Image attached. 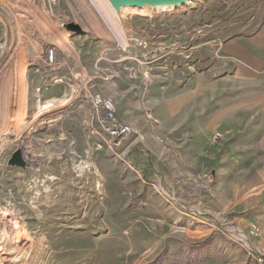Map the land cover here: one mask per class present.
Here are the masks:
<instances>
[{
    "label": "rangeland",
    "instance_id": "1",
    "mask_svg": "<svg viewBox=\"0 0 264 264\" xmlns=\"http://www.w3.org/2000/svg\"><path fill=\"white\" fill-rule=\"evenodd\" d=\"M136 11L0 0V264H256L264 0ZM95 95L131 128L118 147L90 137Z\"/></svg>",
    "mask_w": 264,
    "mask_h": 264
},
{
    "label": "built area",
    "instance_id": "2",
    "mask_svg": "<svg viewBox=\"0 0 264 264\" xmlns=\"http://www.w3.org/2000/svg\"><path fill=\"white\" fill-rule=\"evenodd\" d=\"M46 55L48 63H52L54 50L52 48L47 49ZM91 101L96 125L91 127L90 137L96 141V148L118 147L131 134L130 126L119 122L115 105L110 99L95 95L91 96ZM259 232L258 226L251 225L247 232V238L254 239ZM247 255L253 258L256 264H264V248L248 246Z\"/></svg>",
    "mask_w": 264,
    "mask_h": 264
},
{
    "label": "water",
    "instance_id": "3",
    "mask_svg": "<svg viewBox=\"0 0 264 264\" xmlns=\"http://www.w3.org/2000/svg\"><path fill=\"white\" fill-rule=\"evenodd\" d=\"M111 10L113 19L122 18L123 9H136L141 10L144 8H166L173 6L178 9L179 7L185 6L188 2L195 0H104ZM69 30L75 33H80L79 27L75 25H69ZM8 165L16 168L25 169L28 166L26 161L22 157L21 151H15L8 161Z\"/></svg>",
    "mask_w": 264,
    "mask_h": 264
},
{
    "label": "bare ground",
    "instance_id": "4",
    "mask_svg": "<svg viewBox=\"0 0 264 264\" xmlns=\"http://www.w3.org/2000/svg\"><path fill=\"white\" fill-rule=\"evenodd\" d=\"M197 1V0H195ZM193 1V2H195ZM193 2H188L186 3L185 6H182V7H186V6H189L191 5ZM93 3L97 6V9L104 14V16L106 17V19L109 21V22H112L113 21V16H112V13H111V10L109 9L108 5L106 4V2L104 0H93ZM182 7H179V8H182ZM176 8H174L173 6H170V7H166V8H144V9H141V10H137V14L139 16H147L149 14H153V13H156L158 11H167V12H171L173 10H175ZM129 9H123L121 12V14H123L125 11H127ZM109 17V18H108ZM44 109V108H43ZM16 226V225H15ZM14 228V227H13ZM7 234V233H6ZM6 234L4 231L0 232V239H6ZM3 241V240H2Z\"/></svg>",
    "mask_w": 264,
    "mask_h": 264
},
{
    "label": "crops",
    "instance_id": "5",
    "mask_svg": "<svg viewBox=\"0 0 264 264\" xmlns=\"http://www.w3.org/2000/svg\"><path fill=\"white\" fill-rule=\"evenodd\" d=\"M228 48H229V49H235L236 47L234 46V48H233V45H231V46H228ZM238 50H239V51H242V52L245 54V51H244V50L239 49V48H238ZM245 55H246V54H245Z\"/></svg>",
    "mask_w": 264,
    "mask_h": 264
}]
</instances>
